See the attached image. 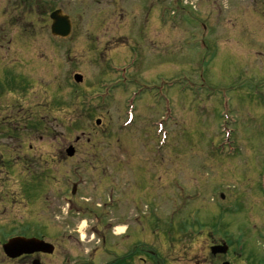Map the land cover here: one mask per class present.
<instances>
[{"label":"rangeland","instance_id":"obj_1","mask_svg":"<svg viewBox=\"0 0 264 264\" xmlns=\"http://www.w3.org/2000/svg\"><path fill=\"white\" fill-rule=\"evenodd\" d=\"M117 1L118 10L111 0H52L53 11L71 17V36L53 38L50 21L42 31L37 16L35 49L18 56L30 80L18 107L34 118V150L39 158L69 144L77 152L54 185L62 187V176L70 189L77 184L86 193L83 209L119 186L134 219L127 221L134 247L145 242L165 264H222L208 235L169 237V226L175 233L191 220L227 222L237 251V236L246 232L247 250L264 255V236L254 232L264 224L257 189L264 182V0ZM229 136L236 145L220 154ZM220 193L229 196L222 201ZM213 199L228 200L230 213H218ZM17 201L13 183H0V262L1 245L22 232L57 247L42 264H74L100 246L94 217L69 236L79 229L72 207L23 210ZM98 257L103 264L110 255ZM145 257L133 264H156Z\"/></svg>","mask_w":264,"mask_h":264},{"label":"flooded vegetation","instance_id":"obj_2","mask_svg":"<svg viewBox=\"0 0 264 264\" xmlns=\"http://www.w3.org/2000/svg\"><path fill=\"white\" fill-rule=\"evenodd\" d=\"M44 1L45 4H43V0H0V183L3 189L8 188L13 183L14 194L18 200L16 205L23 210H38L47 207L65 210V206L76 210V217L72 216L71 218L77 226L79 225V229L77 231L75 229L69 231V236L75 232L77 234L80 233V227L87 215L94 217L98 224L100 222L101 225L95 228V231L102 237L100 246L87 250L84 256L86 258L82 257L74 264H98L99 257L96 259V256L101 252L110 255V258L103 264H133L135 257L134 245L133 238H131V234L128 231L129 224L127 221L133 222L134 219L133 216L127 217L131 207L128 210L123 208L125 198L119 193V186L109 185L106 189L111 191L110 198L109 195L106 196L109 192L105 191L104 196H100V203L96 207L89 206L83 209L80 205L78 206L79 201L85 200L86 193L78 190L77 184H74L70 189L69 181L64 178L65 176H62V187L57 188L54 185L55 182H58L57 178L61 174L60 169H62L63 163L71 158L67 152L72 145L69 144L67 148L66 146L58 148L55 153H46L39 158L42 154L34 150L35 141L31 138L35 128L34 118H32L30 111L22 113L23 109L21 110L18 107L19 93L22 94L24 92V84H29L30 81L26 79L25 74L21 73V63H19L20 59L18 56L22 54V50L31 51L35 49L36 42L32 41V39L38 33V29L37 25L34 26L33 24L34 19L37 24V16H42L41 19L45 22L41 28L42 31L47 26L49 19L47 17L53 12V7L52 0ZM111 2V6L118 10V1L111 0ZM120 15L121 17L124 16L122 10ZM23 70L25 72L28 71L27 68ZM83 136L75 139L76 146L81 142ZM87 142L89 143L90 141L87 140ZM74 150L75 157L77 152L75 148ZM37 161L43 162L42 166ZM35 165L41 167L37 168ZM55 168H57L56 171ZM261 183L259 186L257 185V189L259 194L264 197L262 191L264 185L262 186ZM228 196L220 193L222 201ZM131 199L132 197L130 201ZM47 200H49V206L45 204ZM214 204L219 205L217 201ZM222 204L219 207H215V209H219L225 214L230 213L232 205L228 206L230 204L228 200ZM67 217H69L68 214ZM218 219L219 214L215 221L217 222ZM181 221L182 219L180 218L179 223ZM224 223L217 222L203 225V220L202 222L191 220L189 223L190 227L186 228L188 226L187 221H182L176 227L175 233L173 231L169 233V237L176 234V240H178L182 235L186 236L188 234L187 231L190 232L193 238L208 235L212 244L209 249L210 253L213 246L228 247L225 254L213 255L215 261L222 264H234L233 261L239 258L237 259L238 264H264V255H261L263 252L255 254L252 251H248L247 245L243 243L246 240H243L242 236H247L246 232L243 235L239 233L237 236L238 245H241L239 251L235 249L233 242L232 244L228 242L231 233L228 232ZM22 225H26V223ZM122 225H126L127 230L120 234L118 230ZM262 225L259 227L254 226L256 235L264 236V224ZM205 229L206 233L204 232ZM250 230L252 231L253 229ZM13 237L35 238L29 235L26 236L23 232L11 238ZM63 237L65 238V235ZM108 237L113 239V243H110ZM144 251L145 262L148 261L147 258H150L156 260V264H165L164 257L160 256L158 251L146 247V244ZM91 252L97 253L96 255L94 254V261L90 257ZM53 254L34 253L21 256L16 260H10L3 253V257L9 264H33L35 260H39L42 263L46 261V258L53 256ZM6 260L1 261L0 264L7 263ZM67 260L69 262V258Z\"/></svg>","mask_w":264,"mask_h":264},{"label":"water","instance_id":"obj_3","mask_svg":"<svg viewBox=\"0 0 264 264\" xmlns=\"http://www.w3.org/2000/svg\"><path fill=\"white\" fill-rule=\"evenodd\" d=\"M52 23V34L59 38H68L72 32V23L68 16L64 15L62 11H55L51 15ZM75 81L81 83L83 77L80 75L75 76ZM100 122L98 121L97 124ZM69 156L74 154V149L68 150ZM4 253L10 259H16L24 254H33L35 252L51 253L53 248L51 245L46 244L43 241L37 239H25V238H14L8 241L4 246ZM227 247H214L212 248L213 254L218 252H225ZM33 264H40L39 261H35Z\"/></svg>","mask_w":264,"mask_h":264},{"label":"bare ground","instance_id":"obj_4","mask_svg":"<svg viewBox=\"0 0 264 264\" xmlns=\"http://www.w3.org/2000/svg\"><path fill=\"white\" fill-rule=\"evenodd\" d=\"M118 232H120V231H118Z\"/></svg>","mask_w":264,"mask_h":264}]
</instances>
